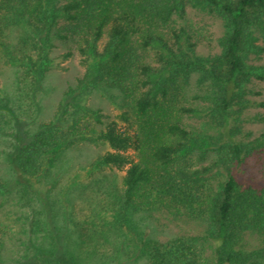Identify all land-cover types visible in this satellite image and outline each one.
I'll return each mask as SVG.
<instances>
[{"label":"trees","instance_id":"16d2710c","mask_svg":"<svg viewBox=\"0 0 264 264\" xmlns=\"http://www.w3.org/2000/svg\"><path fill=\"white\" fill-rule=\"evenodd\" d=\"M55 58L81 71L40 118ZM262 84L264 0H0V264H264V176L237 173ZM155 215L202 229L161 242Z\"/></svg>","mask_w":264,"mask_h":264},{"label":"rangeland","instance_id":"374dc122","mask_svg":"<svg viewBox=\"0 0 264 264\" xmlns=\"http://www.w3.org/2000/svg\"><path fill=\"white\" fill-rule=\"evenodd\" d=\"M196 21H199L200 18L196 17ZM208 22L209 26L207 27L210 32L219 34L218 24L212 19H206V23ZM203 26V25H201ZM206 28V29H207ZM205 31V30H204ZM205 33V32H204ZM205 49H202V52L205 53ZM61 51H56L54 56L59 55ZM52 69L47 75L44 83L41 86L40 91L38 92V99L41 102L42 112L40 118L49 117L55 105L61 98L62 92L67 88V86L71 85L75 81V77L81 71L77 59L71 60H62L61 58H55L52 61ZM256 89L261 91L260 96L252 97L254 106H252L247 113L245 114L246 122L244 123V131H251L254 135L259 134L261 131H264V108L257 106L259 102H264V85H257ZM99 99H95L97 103ZM100 101V100H99ZM97 104H101L105 107L109 112L112 111V107L105 101L98 102ZM261 115V116H260ZM0 147L4 145V143L0 142ZM106 148L99 149H86L81 154L76 151L75 155H78L77 162H85V160L93 159L94 156L99 152H104ZM80 154V155H79ZM2 164L0 165V176L5 178L11 177L7 168V165L4 161V158L1 159ZM264 149L260 150L259 154H255L252 157L248 158L245 163L242 164L240 169L237 171L238 177L241 181L248 183H258L261 179H263L264 173ZM115 174L121 176L122 172H115ZM19 188H14L12 196L14 197L13 201H17ZM14 202H10L5 205L3 209H0V222L15 225L16 227L22 223V218L20 217V213L17 210L16 206L14 207ZM38 206L37 204L34 206ZM28 209V208H26ZM155 220H153L150 225V235L161 242H167L175 237L182 235H195L201 231V227L196 222L189 223H171L167 218L159 215H155ZM259 242L252 239H245V246L247 249H252L257 247ZM7 249H15L17 251H22V247L17 245V243L13 241H7L6 245ZM6 253L4 252V255ZM124 264H140L139 262H134V260L123 261Z\"/></svg>","mask_w":264,"mask_h":264}]
</instances>
